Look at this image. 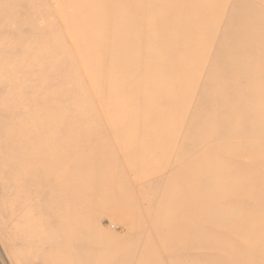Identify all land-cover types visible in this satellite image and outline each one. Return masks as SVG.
Here are the masks:
<instances>
[{
  "label": "rangeland",
  "instance_id": "374dc122",
  "mask_svg": "<svg viewBox=\"0 0 264 264\" xmlns=\"http://www.w3.org/2000/svg\"><path fill=\"white\" fill-rule=\"evenodd\" d=\"M174 5L158 14L179 12ZM205 7L209 16L194 22V35L184 29L185 19L163 25L158 33H176L184 41L175 47L180 66L189 68L182 73L162 59L155 64L127 43L122 58L112 44L93 52L106 39L102 33L115 27L114 19L104 25L102 20L113 15L130 25L150 9L128 10L121 0H0V264H55L60 237L48 230L46 207L52 189L59 181L102 171V182L116 188L110 192L113 200L92 201L103 210L84 212L81 220L91 234L81 239L78 258L91 264H156L161 258L157 233L167 229L160 212L164 187L168 176H178L181 165L171 160L182 146L187 149L182 142L188 136L201 138L202 149L191 145L188 154L199 161L206 147L223 142L222 166L231 167L223 171L230 196L224 202L264 211V0H205ZM71 17L84 24L68 25ZM165 136L182 141L169 146ZM182 177L176 188L186 185ZM108 188L100 189L107 201ZM179 198L180 206L192 202ZM226 225L198 229L221 233ZM197 241L186 264L218 254L203 251V237ZM259 248L245 258L262 261L264 248Z\"/></svg>",
  "mask_w": 264,
  "mask_h": 264
},
{
  "label": "bare ground",
  "instance_id": "6f19581e",
  "mask_svg": "<svg viewBox=\"0 0 264 264\" xmlns=\"http://www.w3.org/2000/svg\"><path fill=\"white\" fill-rule=\"evenodd\" d=\"M113 1L117 2L119 0H113ZM121 1L125 9L136 10L137 12L143 11V9H150V14L144 15V19L138 18L139 20L138 19L135 20V21H138V23H133V21H130V25L129 23L125 22V20L123 21L122 18H119L118 20H116V17H112L113 15L109 18L107 17L108 19L104 20V22L102 20V25H104L106 24V22L107 23L109 22L112 24V20L114 19L115 27L110 32L106 31L105 33H102L103 37L106 39L102 41L103 45L100 46L99 48L94 49L93 52L95 51L94 53H96L98 49H101L102 47H106L109 45L111 46L112 44L113 46H116L115 50L118 51L117 56L119 58H122L123 57V47H124V44L127 43L128 45L131 44V46L133 47V49L131 50L136 51V50L141 49L145 51L148 59H150L151 57L154 58L153 62L155 64H157L158 61L162 59L163 61H165L164 64L172 65L171 68L173 70L175 69H177L178 71L182 70V73H185L186 70H188L189 68L185 69L184 66L182 65L180 66V59L182 58V55L178 53V51L175 52V47H179V43H181V45L183 44L184 41L180 42L182 38L178 39V37H176V33L175 35L168 34L167 36L160 35L158 33L160 32V29L163 25L169 24L170 22H173V21L179 22L185 19L186 23L184 24V29H187V30L190 29L191 30L190 33L194 35L195 23H197L202 18L209 16V14H207V8L205 7V0H195V1L193 0L194 2H190L191 0H163L160 2L159 0H121ZM174 3L179 5L180 7L179 12L177 10L176 13H171L168 16L166 15L161 16L158 14L162 11H165L167 8L173 7L175 9ZM191 13H192V16H191ZM235 14L237 15V13ZM183 16H186V17H183ZM159 17H168V18L164 19V18H159ZM176 17H178V20H176L177 19ZM116 22L118 23L117 25H116ZM210 22L209 23L212 24V20ZM67 24L70 26H74V27H81L84 24V21L81 20L79 22V19L76 20L74 17H71L67 20ZM212 32H214V30H212ZM210 35L212 36L213 34L210 33ZM216 36H218V34ZM212 37L214 38V36ZM218 49L220 50V48ZM219 50L217 51L220 53ZM173 55H176V56L172 57ZM114 56H116L115 51H114ZM104 58H105V61L109 59L108 55L104 56ZM121 60H124V59H121ZM121 63H124V61H122ZM175 64H178V66ZM114 70H116L115 67H114ZM207 72H210V71H207ZM145 77L147 78L148 76H145ZM113 79L115 80V78ZM112 86H113V83L111 87ZM202 89H204V87ZM208 90H211V89L208 88ZM124 91H126V89ZM202 91H204V93L206 94L208 92L207 90L206 92L205 90H202ZM121 93H123V91ZM167 94H170V93H166V95ZM201 120H202V117H201ZM224 126L225 125H223V127ZM221 131L223 132V130ZM184 140L185 142H182V143L186 144L187 149L186 148L183 149L184 146H182V149L179 150V155H178L179 157L174 160H171L173 161L174 166L181 165L180 170H178L175 173L178 176L177 178H174L171 175L170 177L168 176L166 185L164 187V194L162 196V200L164 202L162 203L163 206L160 208V212L164 214L162 218L163 220L162 224H164L167 227V229L166 231H163V232L159 231L157 233V235H160V238H161V244L159 245V251L161 254V258H159V260L156 261V264H186L187 261H190L192 257L191 251L194 249L193 248L194 245H196V242L198 243L197 240L202 237L204 238L205 241L203 242V244H200L199 246L203 247L202 248L203 251L205 249L208 250L212 248L213 250L216 249L218 254H216L215 256L207 255L204 263L199 262V263H194V264H261V262L263 263L264 257L262 258V261L261 259H259L260 257L258 258L256 257L252 259L245 258V255L248 252L253 251V249L257 250L258 247H260L259 249L264 248V238H261L263 237L262 234L264 231V211H261V208H260L261 206L259 207L257 211L252 212V210L244 211L238 202L231 203V204L230 202L228 203L224 202L230 196H227L228 194L226 193L228 189L227 187H229L228 186L229 184H228V181L227 180L225 181V178L223 177V171L225 169L227 171L231 169V167L228 164H226V167L222 166V162H223L222 153L224 151L223 142L221 145H212L210 147H206L205 154H204L206 156H204L203 153L201 152V156L202 155L203 156H202V159L199 161L197 158L188 159V154L190 155V151H191L189 147L193 146L195 149L196 148L197 150L199 149V151L202 149L201 147L202 141H201L200 136H194V137L188 136ZM163 141L169 146H175L177 145L178 142L181 143L182 140L165 136ZM219 141L217 138V142ZM37 149H39V147ZM50 152H49V156L51 157L52 154L50 155ZM52 153L54 154V152ZM28 154L30 155V153ZM54 155L56 156V154ZM195 157H198V156H195ZM35 158L37 159V157ZM166 158L170 159L171 156L166 155ZM37 166L39 165H36V167ZM19 168L22 169L21 166ZM52 172L53 171H51V173ZM69 173L70 172H68V176H69ZM106 173L107 172L105 171V175ZM73 174H70V175H73ZM102 174H103V171L101 173L100 172L93 173L90 176L88 175L87 178L77 180L75 182L64 181V180L59 181L58 186L52 189L50 200L46 204L47 205L46 207H48L49 209L48 215L51 217V222L49 221L50 225L48 226V230L52 234L60 237L59 239L60 243H58L57 245H58L59 251L62 253V254L60 253V256H58L57 259L55 258V260H52L53 263L55 264H91L87 257H84L83 259L78 258V254L84 246L82 245L81 239L82 238L85 239L88 236V234L89 235L91 234L89 233L90 230L88 231V229L85 228L87 222L81 220V218L87 215L89 216L88 213L90 211L95 212V210L97 211V209L100 207L98 206L97 209L93 207L95 204L92 201L96 200L97 205H100V203L102 202L110 203L109 199L110 201L113 200V197H111L110 192L113 193V191L116 189L115 187L114 189L112 186L106 185L105 181L102 182L105 178L103 177V179L101 180ZM17 175L19 174L17 173ZM82 176L84 175H81V177ZM182 176L186 178L187 183L186 185H184L183 184L184 182H180L179 186L176 188V185L178 183L176 181L178 180L180 181L179 178ZM46 178H48V176ZM79 187H81L80 190H78ZM82 188H84L83 191H82ZM101 188L103 189L108 188V190L111 189L109 190V196H108L109 198L107 197L108 201L106 198L103 197V193L100 192ZM96 189L99 192H96L97 191ZM174 189H176L177 191L179 190V195H182V196L184 195L187 200H192V202H190L189 205L180 206L182 205V203H180L181 198H179L178 194H172V191ZM116 194L117 193H115L114 195L117 196ZM141 196H142L141 198H143V195ZM168 197H170V201L167 200ZM70 198L75 199V203ZM145 198H148V197H145ZM65 201H72L74 204H71V203L65 204L64 203ZM77 205L83 207L82 208L83 212L79 210ZM166 206H169L170 208L169 212L165 211ZM101 209L103 210V208ZM84 212H86L85 216H84ZM237 212L240 215L238 216L237 222L230 225V223L233 222V219L235 218V214ZM223 224H228L229 226L226 225L227 227L224 229V232H221V233L216 232L215 230H212V232H208L207 228L206 229L201 228V230L198 229L200 228L199 226H206V225L207 226H210V225L212 226L220 225L221 226ZM231 227H234V228H231ZM257 235H261V237H258ZM49 236H51V234ZM185 237H188L187 242H186ZM181 239L182 240L185 239L184 244L178 243L179 240Z\"/></svg>",
  "mask_w": 264,
  "mask_h": 264
}]
</instances>
